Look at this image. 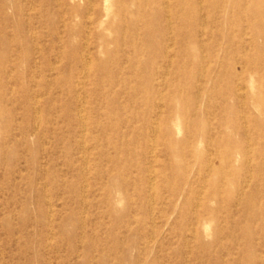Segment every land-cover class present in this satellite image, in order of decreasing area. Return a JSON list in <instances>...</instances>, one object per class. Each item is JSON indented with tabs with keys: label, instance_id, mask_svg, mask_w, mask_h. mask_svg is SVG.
Instances as JSON below:
<instances>
[{
	"label": "rangeland",
	"instance_id": "rangeland-1",
	"mask_svg": "<svg viewBox=\"0 0 264 264\" xmlns=\"http://www.w3.org/2000/svg\"><path fill=\"white\" fill-rule=\"evenodd\" d=\"M0 264H264V0H0Z\"/></svg>",
	"mask_w": 264,
	"mask_h": 264
}]
</instances>
